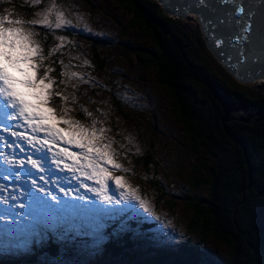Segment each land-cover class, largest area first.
<instances>
[{
	"label": "rangeland",
	"instance_id": "1",
	"mask_svg": "<svg viewBox=\"0 0 264 264\" xmlns=\"http://www.w3.org/2000/svg\"><path fill=\"white\" fill-rule=\"evenodd\" d=\"M150 1L159 14L161 4L157 0ZM182 1L176 4L177 8L188 10L190 17L186 18L187 14L182 19L166 16L178 23L174 27L180 35L187 36L191 53L236 100L234 103L239 110L229 116L239 119L252 114L254 118L258 115L262 118L264 87H258L264 85V79L254 84L236 80L231 68L222 64L207 45L199 18L192 15L194 7L190 9V1L193 0L185 4ZM56 2L71 21V26L51 34L36 27L37 35L34 37L41 49L43 45L48 53L55 50L50 56L51 61L66 71L64 76L49 73L56 81L54 88L67 97L66 103L54 97L56 102H52V106L57 105L58 116V105L62 104L68 109L65 118L79 121L89 129L95 122L97 130H106L103 142H112L115 160L122 165L114 175L124 176L126 184L137 190L136 194L146 200L151 211L145 212L137 200H123L121 194L124 189H118L114 181H109L108 185L107 194L113 200L111 204L104 203L94 191L87 190L99 188L91 179L74 176L75 181L82 180V187L66 191V184L73 188L79 186L71 175L82 174L64 170V164H71V159L60 163L55 170L57 165L52 163V155L60 148L69 152L81 150L63 146L60 142L49 151L50 155L27 148V159L37 160L41 168L33 169L25 158L28 177L25 176L24 166H19V163L9 165L5 157L17 159L14 151L24 161L23 148L18 149L19 145L15 148L13 143L22 142L24 147L30 142L14 138L2 124L0 131L3 130L9 138V147L13 151L8 148L6 137L0 134V264H32V261L38 264H135L123 258L106 256V245L129 234L137 243L135 251L146 257L155 250L173 251L189 240L197 241V236L188 230L192 212L187 207L186 197L207 195V189L194 185L193 179L195 168L200 169L198 177H201L210 166L211 158L202 148L196 156L191 140L175 118L174 101L161 86V73L153 61L158 50L155 40L135 26L136 12L129 13L119 0ZM49 3L50 0H42L39 5H34L32 0H0V16L27 22L37 19L36 13ZM197 3L193 6L196 7ZM61 36L63 42L58 39ZM168 38L160 34L156 41L165 43ZM94 39H100L102 43L99 47L104 64L102 70L92 57ZM165 60L163 63H167L168 59ZM201 91V88H196L199 98L203 99ZM241 102L250 103V110H241ZM223 111L225 117L227 113ZM214 118L219 120V114ZM3 120L13 132L29 136L14 121L5 120L0 114V123ZM44 138L39 136V139ZM36 148H41V145ZM147 155L154 159L151 165L147 167L142 161L137 163ZM5 166L12 167L10 174L4 171ZM42 176H48L44 179L50 183L44 182ZM19 204L24 208H19ZM133 220H137L140 226L132 227L130 222ZM52 241L61 244L63 249L66 247V252L62 251L58 259L49 255L36 257V248L44 250ZM204 249L212 260L218 262L227 255L226 248L213 240L206 242ZM207 260V264H214L209 258Z\"/></svg>",
	"mask_w": 264,
	"mask_h": 264
},
{
	"label": "trees",
	"instance_id": "2",
	"mask_svg": "<svg viewBox=\"0 0 264 264\" xmlns=\"http://www.w3.org/2000/svg\"><path fill=\"white\" fill-rule=\"evenodd\" d=\"M119 2L129 13L136 12L135 26L155 40L158 50L153 61L161 73V86L174 101L175 118L191 140L196 156L202 148L211 162L201 177H198L200 169L195 168L193 179L194 185L207 189V195L186 197L187 207L192 212L188 230L197 236V241L189 240L173 251L155 250L154 254L144 257L135 251L137 243L131 235L124 234L106 245V256L123 258L135 264H207V258L214 264H264V122L257 123L264 119V115L254 118L249 114L253 116L249 123L235 120L234 116V120L224 124L223 107L211 93V87L231 102L236 100L191 53L187 36L180 35L174 27L178 23L166 16L162 6L159 14L156 13L150 0ZM160 34L169 37L165 43L156 41ZM94 40L92 57L102 70L104 64L99 52L102 43L100 39ZM42 54L46 57L43 65L53 69L52 73L66 72L51 61L43 45ZM165 58L167 63H163ZM43 71L44 67H41L40 72ZM261 87L264 85L258 88ZM196 88L202 89L203 99L199 98ZM54 91L62 93L56 88ZM241 104L242 110L250 107V103ZM215 114H219V120L214 118ZM149 157L140 158L137 163L142 161L148 167L154 162ZM131 224L135 228L140 226L138 221ZM209 240L226 248L227 255L223 261L212 260L206 254L204 244ZM65 249L52 241L44 250L37 247L36 257L49 255L58 259L62 251L66 252ZM151 251L154 250L148 252ZM32 262L38 264L37 261Z\"/></svg>",
	"mask_w": 264,
	"mask_h": 264
},
{
	"label": "snow or ice",
	"instance_id": "3",
	"mask_svg": "<svg viewBox=\"0 0 264 264\" xmlns=\"http://www.w3.org/2000/svg\"><path fill=\"white\" fill-rule=\"evenodd\" d=\"M41 2L42 0H32L34 5H39ZM238 12L243 13L244 9L239 8ZM248 15L250 16L251 13ZM36 16L37 19L27 22L13 20L9 16H0V114L8 121H23L34 133L43 131L46 138L38 139L18 132H13L12 135L32 144L41 145L37 151H42L45 147L47 151H51L59 142L80 149V152H69L66 148H60L53 153L52 163L59 167L60 163L71 159V164H64V170L79 171L85 179H91L98 184V189L87 190L94 191L104 203H113L112 197L107 193L109 181H114L118 189H124L121 194L123 200H137L145 212H150L146 200L136 194L135 188L126 184L125 177L114 175L116 170H121L122 165L115 160L116 153L112 149V142H103V134L106 130L103 128L97 130L95 122L89 129L79 121L65 118L68 111L66 107H60L58 116L57 108L52 106L54 97H60L65 103L67 97L53 90L56 81L49 75L53 69L42 63L46 57L42 54L39 43L34 39L37 35L35 28L40 27L51 34L55 30L71 26V21L57 6L56 0H50L49 5L37 12ZM25 24L33 27H26ZM243 31L245 33L250 31L248 23H245ZM58 39L63 42L64 38L61 36ZM54 51V49L50 51L48 56ZM41 67H44L43 73H40ZM60 75L64 76L66 73L61 72ZM72 75L74 76L75 73ZM60 124L67 127L61 128ZM5 161L24 166L23 161L8 160L7 157ZM28 162L33 169L41 168L38 161L31 157ZM18 207L24 208V205L19 204Z\"/></svg>",
	"mask_w": 264,
	"mask_h": 264
},
{
	"label": "water",
	"instance_id": "4",
	"mask_svg": "<svg viewBox=\"0 0 264 264\" xmlns=\"http://www.w3.org/2000/svg\"><path fill=\"white\" fill-rule=\"evenodd\" d=\"M162 8L164 6V9L167 8V12H172L173 14H177L180 17H184L180 14L177 6H172L168 4L171 0H157ZM251 1V0H248ZM241 8L240 5H238L235 2H226L222 0H214L213 3L208 5V12L207 15L203 16L201 13H199L201 16H199V23L202 29V32L204 34V38L207 42V45L213 51L217 44L213 42V38L216 36H219V34L226 32L230 29L231 26H233L234 23L238 22L240 23L241 27H243L246 23L244 12L239 13L238 9ZM175 11V12H174ZM195 11V10H194ZM255 16V22H258V20L261 22V25L264 27V6L263 8L260 7L259 11L254 13ZM264 32V30H262ZM264 45V44H263ZM256 52V51H252ZM239 53V52H237ZM215 54V53H214ZM216 58L222 63L227 66V62L223 61L221 56L219 54H215ZM262 58L264 59V46L262 50H259L255 56L254 59L245 60L243 63L240 60V56H236V62L232 63L233 66H230L231 72L233 73L234 77L238 81L246 82L248 79L255 80L258 77L264 79V72H260V63L258 62V59ZM237 64V66L235 65ZM244 76H249V78L242 81L241 78ZM211 90L216 97V99L221 103L223 109L226 111L227 115L224 117L223 122L224 124L227 122H230L234 120L232 117H230V113L234 114L239 109L236 108L235 103L228 100L226 97L223 96V94L218 91L216 88L211 87ZM248 109V108H246ZM242 110V109H241ZM253 118V116H249L247 118H239L235 120H239L241 122L249 123L250 120ZM264 121V119L260 120Z\"/></svg>",
	"mask_w": 264,
	"mask_h": 264
},
{
	"label": "bare ground",
	"instance_id": "5",
	"mask_svg": "<svg viewBox=\"0 0 264 264\" xmlns=\"http://www.w3.org/2000/svg\"><path fill=\"white\" fill-rule=\"evenodd\" d=\"M187 1H189V0H183L182 3L185 4ZM213 1L214 0H200V1L193 0V1H190V7H191L190 9H192L194 7V9L192 11V13H193L192 15H196L198 18L201 15H203V16L207 15L208 5L213 3ZM222 1H226V2L232 1V2H235L238 5H240V7L244 9L245 21H246V23H248L250 25V31L245 33L243 31L244 26L241 27L240 23L236 22L233 24V26L230 27V29L228 31L223 32V33L219 34V36H216L215 38H213V42H215V44H217V47L215 49H213L214 53L219 54L222 57L221 59L223 61L227 62V67L229 68L230 66H233L232 63L236 62V59H235L236 56H240V60L243 63L245 60L254 59L257 52L259 50L263 49L264 32L262 30H264V27L261 25V22L259 20H258V22H255L254 13L259 11L260 7L263 8L264 0H251V1H248V0H222ZM178 2H179V0H171L168 2V4L175 6ZM196 2H198V3H197V6L195 7V6H193V4H195ZM179 3H181V2H179ZM176 6L178 7V5H176ZM178 10H179L180 14L183 16L185 14H187L186 18L190 17V15H191V14H189L188 10H182L181 8H178ZM199 13H201V15ZM249 13H251L250 16L248 15ZM252 51H256V52L252 53ZM237 52H239V53H237ZM258 62L261 65L260 66V70H261L260 72H262V71L264 72V59L259 58ZM235 65L237 66L236 63H235ZM260 79H263V78L258 77L254 81L251 79H248L246 82L248 84H254ZM4 146L7 147L6 144ZM26 159H27V157H26ZM27 160H29V159H27ZM30 166H31V164H30ZM6 167H9V168H6ZM57 168L58 167H56L55 170ZM4 171L7 172V174H10V171H12V167L5 166ZM23 171L25 173V176L28 177V175L26 174V166L23 167ZM52 174H54V173H51V175ZM61 174H67V172H62ZM54 175H56V174H54ZM25 176H23V178ZM42 177H43L42 180H44V182L49 181L48 179H44V177H46V176H42ZM49 183H50V181H49Z\"/></svg>",
	"mask_w": 264,
	"mask_h": 264
}]
</instances>
